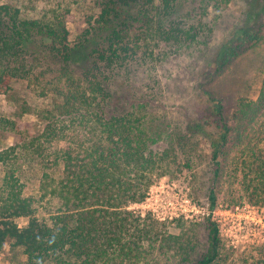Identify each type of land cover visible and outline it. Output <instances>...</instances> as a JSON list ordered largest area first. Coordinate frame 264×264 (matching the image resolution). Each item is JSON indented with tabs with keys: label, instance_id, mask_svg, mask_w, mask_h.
<instances>
[{
	"label": "trees",
	"instance_id": "obj_1",
	"mask_svg": "<svg viewBox=\"0 0 264 264\" xmlns=\"http://www.w3.org/2000/svg\"><path fill=\"white\" fill-rule=\"evenodd\" d=\"M86 27L69 41L68 21L82 12ZM58 0L38 17H22L19 7L0 5V91L27 78L38 62H58L67 84L58 116H39L44 126L31 138L0 149V244L21 247L19 264H184L197 251L194 228L173 232L151 213L136 214L155 178L170 169L161 138L189 144L203 137L211 149L214 179L209 193L217 204L216 182L230 168L241 193L264 202V79L256 99L240 97L234 113L205 89L206 107L186 132L167 133L144 104L120 109L115 81L146 73L185 49L207 45L212 11L230 0ZM260 4V3H259ZM262 25L242 29L226 41L214 62L222 71L244 48L257 42ZM46 72L41 70L39 75ZM50 111V110H47ZM9 119L0 117V125ZM174 132V133H173ZM226 160L231 163L226 166ZM21 222L20 220H23ZM205 249L191 264L225 261L217 220L207 219Z\"/></svg>",
	"mask_w": 264,
	"mask_h": 264
},
{
	"label": "rangeland",
	"instance_id": "obj_2",
	"mask_svg": "<svg viewBox=\"0 0 264 264\" xmlns=\"http://www.w3.org/2000/svg\"><path fill=\"white\" fill-rule=\"evenodd\" d=\"M193 0L186 3L189 8ZM262 0H230L223 9L212 11L210 17L214 27L212 41L201 47H191L178 53L162 65L157 66L151 75L146 68L135 70L131 79L118 78L116 104L120 109L130 103L144 104L154 128L162 126L167 133L186 132L187 124L201 116L205 110L204 90H210L224 103L226 112L231 115L236 110L240 97L256 99L264 79V28L260 39L244 48L218 74L213 75L214 62L221 46L242 29L262 25L260 13ZM58 0H0V5L19 7L22 17H38L41 12ZM82 12L68 21L70 43L79 40L86 27L83 13L87 12V1ZM58 62H38L30 76L15 79L12 88L0 91V117L10 120L6 126L0 125V149L18 141L31 138L39 133L44 120L39 116L57 115L66 102L59 94L66 76L61 75ZM44 70V75H39ZM50 110V111H47ZM51 117V116H50ZM173 132V133H174ZM189 144L160 139L153 147L160 152L167 151L170 169L165 176L155 178L147 197L130 203L128 209L136 214L151 213L155 218L166 221L173 232H180V220L185 231L194 228L197 238V251L191 264L205 249L207 240V219L209 215L217 220L224 243L225 261L220 264H264V202L253 203L241 193L239 177L230 168L216 182L217 204L211 209L209 193L214 179L211 149L203 137L189 139ZM21 222L24 221L20 220ZM21 247H13L11 242L0 244V264H19L26 260Z\"/></svg>",
	"mask_w": 264,
	"mask_h": 264
}]
</instances>
